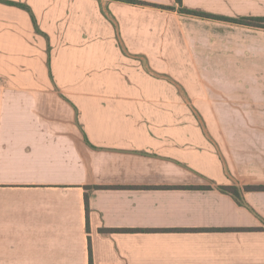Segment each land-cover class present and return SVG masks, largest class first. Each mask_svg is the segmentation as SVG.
<instances>
[{
	"label": "crops",
	"instance_id": "crops-1",
	"mask_svg": "<svg viewBox=\"0 0 264 264\" xmlns=\"http://www.w3.org/2000/svg\"><path fill=\"white\" fill-rule=\"evenodd\" d=\"M10 1L0 264H264V0Z\"/></svg>",
	"mask_w": 264,
	"mask_h": 264
},
{
	"label": "trees",
	"instance_id": "trees-1",
	"mask_svg": "<svg viewBox=\"0 0 264 264\" xmlns=\"http://www.w3.org/2000/svg\"><path fill=\"white\" fill-rule=\"evenodd\" d=\"M0 1L7 3V4L16 5V6H19V7H22V8L29 10V8L22 3H18V2H14V1H10V0H0ZM177 2L180 3L181 0H177ZM181 11L188 13V14L196 15V16L224 19V20L239 23V24L264 28V17H252L251 16V17H240V18H228V17H223V16L207 14L204 12L191 11V10H187V9H183V8H181ZM32 19H33V22L35 23V19L33 16H32ZM201 187L207 188L209 186H201ZM218 188L221 191L229 193L230 195L234 196V198H236V200L239 203L243 202L242 190L239 187H237L236 185L219 186ZM243 189L244 190H264V185H245V186H243ZM85 207H86V210L88 211V195H87V193L85 194ZM100 230L101 231H108L110 229H100ZM128 230H136V229H128ZM89 259L91 262L90 248H89Z\"/></svg>",
	"mask_w": 264,
	"mask_h": 264
}]
</instances>
